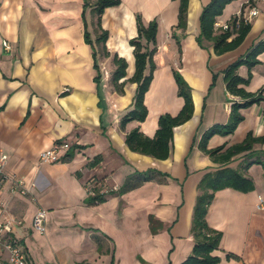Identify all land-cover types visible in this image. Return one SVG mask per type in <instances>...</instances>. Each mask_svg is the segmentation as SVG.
Segmentation results:
<instances>
[{
	"label": "crops",
	"instance_id": "obj_1",
	"mask_svg": "<svg viewBox=\"0 0 264 264\" xmlns=\"http://www.w3.org/2000/svg\"><path fill=\"white\" fill-rule=\"evenodd\" d=\"M208 1L189 0L186 29L177 26L179 0H121L107 6L100 15L101 27L108 31L105 55L94 42L100 31L94 0L86 7L83 0H0V151L7 155L0 218L20 221L10 235L26 248L29 264H180L195 243L191 224L199 181L223 165L249 177L253 187L225 186L214 192L206 222L221 232L219 247L212 251L220 257L216 264H264V143L253 146L262 163L247 168L241 165L245 152L221 164L198 145L210 125L229 118L234 96L226 88L224 69L264 38V9L258 7L259 15L238 46L216 54L212 41L201 46L196 40L201 8ZM244 1L232 0L216 21L229 22ZM137 14L144 24L157 21L155 67L144 98L147 117L121 126L137 88L131 80L135 57L129 43L137 34ZM84 20L96 50L99 81L94 47L84 39ZM113 54L127 60L119 92L111 82ZM257 58L243 84L252 92L264 88V50ZM175 69L192 87L191 118L174 126L164 159L130 149L125 142L129 131L138 127L152 137L159 116L176 115L182 107ZM144 71L149 72L148 64ZM238 73L246 77L248 67L240 65ZM240 110L243 119L235 130L213 134L208 147H229L249 132L264 136V99ZM63 139L77 146L70 157L67 150L60 161H39L41 151ZM95 156L100 159L91 165ZM150 167L169 176L121 195L107 193L136 169ZM12 176L23 177L30 191L14 192ZM92 186L107 193L104 201L86 202ZM40 207L46 210L43 232L32 227ZM152 215L163 224L156 232L149 227ZM7 256V251L0 254V264H8Z\"/></svg>",
	"mask_w": 264,
	"mask_h": 264
},
{
	"label": "trees",
	"instance_id": "obj_2",
	"mask_svg": "<svg viewBox=\"0 0 264 264\" xmlns=\"http://www.w3.org/2000/svg\"><path fill=\"white\" fill-rule=\"evenodd\" d=\"M90 0H83L84 7H86ZM93 12L98 16V28L99 32L95 37V44L99 46L102 53L109 55V51L106 48L105 41L108 37V31L101 27V14L107 6L116 5L121 0H94ZM232 0H209L202 5L201 14L199 17L200 32L196 36L198 43L203 46L205 41H212L213 50L217 53L232 50L238 46L244 39L245 35L251 28L250 22H244L242 19L237 23V18L233 15L229 20V29H223L220 26H215L216 17L223 13L224 7ZM189 0H179L178 8V23L177 26L186 29L187 19V6ZM136 28L137 34L129 40V43L133 46V55L135 57V69L132 75V82H136V91L133 96V105L127 110L121 118L120 125L128 121L137 119L139 121L144 120L147 117V107L145 104V94L149 88V84L153 77V69L155 67L152 54L156 50V34H157V21L155 19L150 20L148 23L143 22L140 14L136 16ZM217 29V33H215ZM84 39L90 44L93 43L89 30H86V23L84 20ZM150 43L152 46H150ZM93 59L94 67L96 69V81H99L101 73H99V66L96 59V50L94 44ZM264 50V38L254 43L247 51L246 54L233 60L224 69V82H226V88L228 92L234 96L233 102L230 106L229 118L225 123L210 125L201 135L199 139V148L204 154H208L209 157L216 162L226 163L229 162L233 156L239 152H245V158L242 167L247 168L253 162L262 163L259 155H256L253 149L254 143H264V136H254L249 132L244 140L239 143H235L229 147L224 148V145L211 148L208 147V139L215 133L227 134L235 130L239 121L243 119L241 108L248 105L259 102L264 99L262 90L259 89L256 92L246 90L243 84H247L251 76V68L253 65L259 62L258 55L260 51ZM115 68L112 71L111 82L116 91L123 90L124 80H121L126 75L127 60L125 57L113 54L112 56ZM149 65V72L145 73L144 69L146 65ZM240 65H247L248 73L246 77H242L238 73ZM175 82L178 85L177 94L184 98V103L176 115H172L167 112H163L158 119V127L155 134L152 137H148L142 133L138 127H134L125 136V142L130 149L137 150L141 153L153 155L157 158L164 159L169 154L171 147V140L173 136L174 126L183 123L193 114L194 102L192 98V87L187 83L182 73L175 69L174 71ZM76 145H72L66 152L70 157ZM255 156V157H254ZM99 156H95L91 165L99 161ZM169 176L167 171L159 170L155 167H150L145 170H137L126 176L120 187L117 189L108 190L107 193L121 195L123 192L137 188L145 181L154 179L157 181H164ZM225 186H231L247 191L253 187V181L245 176L238 169H233L223 165L222 167L208 171L199 181L198 187L200 192L196 195V201L193 207L192 218V234L194 238V246L188 256L180 264H216L220 261V257L217 254H213L212 251L219 247L221 232L208 226L206 222V214L209 203L213 199L214 192ZM86 202L94 204L102 202L106 199V192H102L99 187L92 186L89 188ZM162 222L150 216L149 227L152 232H156L162 227ZM228 257L239 258L233 253H227Z\"/></svg>",
	"mask_w": 264,
	"mask_h": 264
},
{
	"label": "built area",
	"instance_id": "obj_3",
	"mask_svg": "<svg viewBox=\"0 0 264 264\" xmlns=\"http://www.w3.org/2000/svg\"><path fill=\"white\" fill-rule=\"evenodd\" d=\"M259 0H245L241 8L234 14L237 18V23L240 19L244 22H251L255 17L259 15L260 9L258 10ZM215 26H220L223 29H229L230 25L228 22L221 23L215 21ZM7 45L6 42H4ZM71 144L67 140L55 141L50 148L45 149L39 153V161L41 162H56L60 161L64 153L71 148ZM7 161V155L0 151V182L5 179V166ZM14 192L20 194H26L30 191V187L26 184L25 179L18 176H12ZM261 207V206H259ZM45 215L46 210L42 207L38 208L33 216L32 227L35 231L43 232L45 229ZM20 222L12 216H5L0 218V254L3 251L8 252L7 261L8 264H29L28 255L26 248L23 244L12 237L10 232L15 223Z\"/></svg>",
	"mask_w": 264,
	"mask_h": 264
},
{
	"label": "rangeland",
	"instance_id": "obj_4",
	"mask_svg": "<svg viewBox=\"0 0 264 264\" xmlns=\"http://www.w3.org/2000/svg\"><path fill=\"white\" fill-rule=\"evenodd\" d=\"M231 2V1H230ZM261 5V6H260ZM264 0H259V4H258V7H260L261 9H264ZM247 67V65H245Z\"/></svg>",
	"mask_w": 264,
	"mask_h": 264
}]
</instances>
